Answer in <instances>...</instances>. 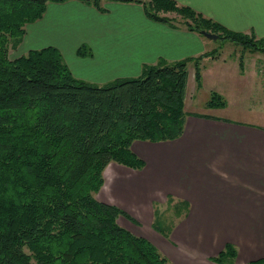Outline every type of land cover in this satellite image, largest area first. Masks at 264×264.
Listing matches in <instances>:
<instances>
[{"label":"trees","instance_id":"16d2710c","mask_svg":"<svg viewBox=\"0 0 264 264\" xmlns=\"http://www.w3.org/2000/svg\"><path fill=\"white\" fill-rule=\"evenodd\" d=\"M65 1L0 0V264H172L149 240L122 227L119 217L136 221L97 193L110 162L143 168L133 141L181 136L191 114L184 109L187 63L193 61L199 87L201 57L159 59L143 65L139 76L104 84L75 78L53 46L11 58L26 25L42 17L47 3ZM79 1L97 9L104 1L141 2L155 21L264 50V39L174 0ZM87 53L85 45L77 48L78 55ZM213 96L218 101L207 107L225 106L220 94ZM234 258L226 244L211 260L233 264ZM246 264H264V258Z\"/></svg>","mask_w":264,"mask_h":264},{"label":"crops","instance_id":"0c3cea01","mask_svg":"<svg viewBox=\"0 0 264 264\" xmlns=\"http://www.w3.org/2000/svg\"><path fill=\"white\" fill-rule=\"evenodd\" d=\"M174 1L232 31L264 39V0ZM101 7L79 0L47 3L42 17L26 25L18 45L27 43L25 52L57 48L75 78L95 84L139 76L143 65L159 59L201 57L202 84L209 81L226 101L219 110L241 89L245 106L256 103L264 112V94L257 91H264V50L245 49L237 63L215 52L213 39L147 17L141 2L104 1ZM81 45L88 48L86 55L77 54ZM187 73L186 85L195 73L192 60ZM246 107L238 110L244 113ZM259 118L263 125L191 113L174 140L133 141L131 150L143 168L110 162L98 200L129 214L135 223L120 217L118 223L149 240L172 264H217L211 258L226 244L234 247L233 264L264 258V118ZM159 202L185 206L166 236L152 228Z\"/></svg>","mask_w":264,"mask_h":264},{"label":"rangeland","instance_id":"374dc122","mask_svg":"<svg viewBox=\"0 0 264 264\" xmlns=\"http://www.w3.org/2000/svg\"><path fill=\"white\" fill-rule=\"evenodd\" d=\"M147 1L148 0H143V2H147ZM30 45L32 44L30 43ZM214 46L217 47V50H215V52H220V53L223 52V54L226 55L225 58L231 57L232 59H236L237 63L240 60L239 57L245 54L244 52L245 49H247V51L256 50L252 48L250 45H246L245 47V46H242V44L241 45L236 44V43H233L229 40L222 39V38L215 39ZM22 47L23 48H21L18 45V47L16 48H10V57L14 58L18 56L19 54L26 53L25 49L27 48V43L23 44ZM229 54H231L232 56H229ZM236 55H239V56H236ZM206 65L207 66L210 65V61H206ZM200 70H201V65H200ZM232 71L233 69H231V79L233 78ZM211 85L212 84H210V82L207 80H205L204 83L202 84V76H201V85L199 87H196L194 75L193 74L191 75V77L189 78L188 84L186 85V89H185L184 109L186 112L204 113V114H212V115L214 114L218 116H224L225 118H228L229 120H233L237 122H248L250 124L263 125V123L259 121L260 120L259 115L260 117L264 118V112H261V109H258V105L256 103L252 105V102H250V104L247 105V107L249 108L248 109L245 106V102L242 100V96L244 98H246V96L243 95L241 89L237 91L238 97L234 98V102H231V99L228 97V104H227L226 109L219 110L221 107H216V106H213L211 109L207 108L206 102L212 101L213 103H216L218 101L217 98L215 99V97L213 96L214 93H217V92L212 90ZM257 91H260L262 92V94H264L263 93L264 91H261V90H257ZM258 96L260 95L251 96L249 100H257ZM225 105H226V101H225ZM243 105L244 107L247 108V111L244 113L238 110ZM154 208H155V227H152V228L154 229L156 228L160 232H166V229H168L174 222H176L177 217L185 211V206L183 204L172 206L171 204L159 202V203H155ZM120 219L125 220L123 217H120L119 220ZM140 222L141 224H143V226L146 225L145 222L143 221H140ZM134 225L137 227H141V225H138V224H134Z\"/></svg>","mask_w":264,"mask_h":264},{"label":"water","instance_id":"95a60500","mask_svg":"<svg viewBox=\"0 0 264 264\" xmlns=\"http://www.w3.org/2000/svg\"><path fill=\"white\" fill-rule=\"evenodd\" d=\"M201 34L209 39H217L218 38V35L215 34V33H211V32H208V31H205V30H201Z\"/></svg>","mask_w":264,"mask_h":264}]
</instances>
